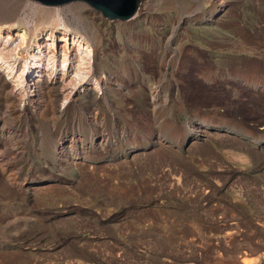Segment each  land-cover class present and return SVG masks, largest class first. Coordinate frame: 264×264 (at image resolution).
Wrapping results in <instances>:
<instances>
[{
    "label": "rangeland",
    "instance_id": "1",
    "mask_svg": "<svg viewBox=\"0 0 264 264\" xmlns=\"http://www.w3.org/2000/svg\"><path fill=\"white\" fill-rule=\"evenodd\" d=\"M146 1L134 31L72 3L104 30L103 100L0 110V264H264V0ZM220 121L261 139L195 135Z\"/></svg>",
    "mask_w": 264,
    "mask_h": 264
},
{
    "label": "bare ground",
    "instance_id": "2",
    "mask_svg": "<svg viewBox=\"0 0 264 264\" xmlns=\"http://www.w3.org/2000/svg\"><path fill=\"white\" fill-rule=\"evenodd\" d=\"M146 2L138 0L133 14L120 22H129L130 30L137 29L148 15ZM206 2L209 5L206 18L214 20L223 9L222 4L215 0ZM72 3L83 2L44 6L32 0H0V110L3 105L7 110L18 102L26 115L36 111L43 119H53L65 116L74 106L81 107L85 103L103 100L109 90L107 77L100 70L104 30L100 25L90 22V6ZM129 42L132 43V38L126 43ZM128 49L131 56H137L133 46ZM228 124L224 121H220L219 125L207 122L202 128L195 129V135L203 136L210 128L222 132L233 130L236 131L234 137L244 146H252L254 142L257 145L261 139L260 133L253 137L246 128L235 125L230 128ZM189 133L184 132L182 140ZM2 134L3 131L0 132ZM237 155V158L244 160V155ZM2 163L0 159V165Z\"/></svg>",
    "mask_w": 264,
    "mask_h": 264
},
{
    "label": "water",
    "instance_id": "3",
    "mask_svg": "<svg viewBox=\"0 0 264 264\" xmlns=\"http://www.w3.org/2000/svg\"><path fill=\"white\" fill-rule=\"evenodd\" d=\"M44 6L64 5L70 2H83L102 18L108 20H127L134 12L138 0H32Z\"/></svg>",
    "mask_w": 264,
    "mask_h": 264
}]
</instances>
